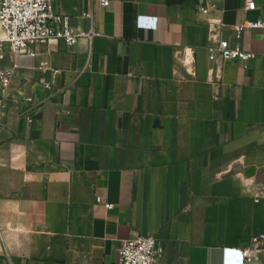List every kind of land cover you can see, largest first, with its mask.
Instances as JSON below:
<instances>
[{"label": "crops", "instance_id": "crops-1", "mask_svg": "<svg viewBox=\"0 0 264 264\" xmlns=\"http://www.w3.org/2000/svg\"><path fill=\"white\" fill-rule=\"evenodd\" d=\"M109 1H56L80 32L93 12L91 42L0 63L19 66L0 90V264H120L137 236L161 264H246L264 235V42L231 28L264 0ZM216 35L257 57L211 61Z\"/></svg>", "mask_w": 264, "mask_h": 264}, {"label": "built area", "instance_id": "built-area-1", "mask_svg": "<svg viewBox=\"0 0 264 264\" xmlns=\"http://www.w3.org/2000/svg\"><path fill=\"white\" fill-rule=\"evenodd\" d=\"M57 0H0V63L5 60L8 50L15 54L37 56L36 46L63 43L66 47L75 46L82 38H88L91 42L97 35L93 24L94 14L86 11L83 17L90 20L91 26L87 32H80L72 25L70 16L58 12ZM103 7L110 5L109 0H92ZM204 13L209 8H201ZM246 10H256L254 0H247ZM151 21V22H150ZM138 26L144 29H157V18L140 16ZM236 40H240L247 31L260 32L264 42V19L257 21L247 20L231 28ZM214 44L209 47L210 60L221 59L223 61L242 60L249 61L257 57L254 52H248L230 39L216 35ZM44 64L40 69H44ZM19 66L14 64L11 68L0 65V90L3 94L12 88L14 79L18 75ZM54 76L60 74V70H53ZM48 89L53 88L52 81H45ZM32 122V120H30ZM98 203L104 204L107 209H113L114 205L96 198ZM165 249L153 236H137L125 240L120 249V264H161ZM244 263L248 264L264 258V235L254 236L248 245L241 248Z\"/></svg>", "mask_w": 264, "mask_h": 264}]
</instances>
